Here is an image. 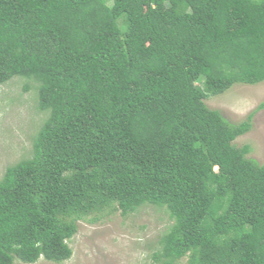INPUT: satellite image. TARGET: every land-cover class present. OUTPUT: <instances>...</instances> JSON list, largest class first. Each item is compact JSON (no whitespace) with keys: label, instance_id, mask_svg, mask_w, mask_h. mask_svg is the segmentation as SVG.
Here are the masks:
<instances>
[{"label":"trees","instance_id":"trees-1","mask_svg":"<svg viewBox=\"0 0 264 264\" xmlns=\"http://www.w3.org/2000/svg\"><path fill=\"white\" fill-rule=\"evenodd\" d=\"M14 77L47 116L0 179V264L63 263L80 220L144 206L170 222L153 264H264L255 112L205 102L264 81V0H0Z\"/></svg>","mask_w":264,"mask_h":264},{"label":"rangeland","instance_id":"rangeland-1","mask_svg":"<svg viewBox=\"0 0 264 264\" xmlns=\"http://www.w3.org/2000/svg\"><path fill=\"white\" fill-rule=\"evenodd\" d=\"M25 80L14 77L0 85V179L6 166L29 157L32 138L47 113L36 106V90H25ZM210 108L219 109L231 122H240L254 113L252 129L235 143L252 146L250 156L264 162V81L236 83L222 94L205 99ZM92 217V216H91ZM78 222V232L70 240L72 257L57 263L39 259L31 264H153L152 253L158 236L170 223L164 210L144 206L124 216L114 211L98 220ZM183 257L178 264H186ZM15 264H28L16 260Z\"/></svg>","mask_w":264,"mask_h":264}]
</instances>
